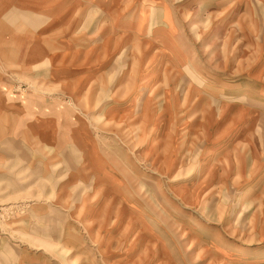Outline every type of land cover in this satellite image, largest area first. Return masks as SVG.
<instances>
[{
	"label": "rangeland",
	"instance_id": "1",
	"mask_svg": "<svg viewBox=\"0 0 264 264\" xmlns=\"http://www.w3.org/2000/svg\"><path fill=\"white\" fill-rule=\"evenodd\" d=\"M201 2L60 23L61 60L15 64L71 84L5 75L64 149L0 153V264H264V0Z\"/></svg>",
	"mask_w": 264,
	"mask_h": 264
},
{
	"label": "crops",
	"instance_id": "2",
	"mask_svg": "<svg viewBox=\"0 0 264 264\" xmlns=\"http://www.w3.org/2000/svg\"><path fill=\"white\" fill-rule=\"evenodd\" d=\"M201 1L187 0V2H191L188 5L197 4L198 6L203 5ZM206 1H211V3H208V9H210L223 5L229 0ZM116 5L123 8V14H114ZM129 6L130 0H0V153L3 150L11 149L29 151L35 147L36 142L44 147L45 145L50 146L55 150L64 149V140L62 138L59 140L60 135L58 134L57 137L53 128L48 124L46 126L42 122H38L39 119L45 120L42 111L34 112L27 109L25 115L21 116L18 110L12 108L10 101L6 100V91L8 92L6 88H10V84L5 75L8 73H25L26 75L23 76H32L30 78L38 82L42 80L41 85H45L47 84L45 74L49 73L56 76L54 80L57 82L62 80L71 84L72 78L69 75L65 76V72L68 70L63 68L56 67L49 70L48 68L51 66L45 64L41 69H39V66L36 67L38 70L27 68L23 72L15 64L20 63L23 59L22 56L28 64L38 62L35 65L43 64L46 58L49 61L51 59L61 60V57L56 58L55 55L58 52L66 53L63 52V48L60 46L61 38L58 34V24L60 23L67 24L76 21L94 24L88 26L91 27L93 33L96 31L98 23H110L107 28V35L103 37L106 39L114 34L115 23L117 22L121 24L117 31L126 34L128 27L125 28L124 25H129L131 16L130 9H127L126 12L124 10ZM71 8H74V13H72ZM98 10L100 14L95 12ZM151 21H154V19ZM146 22L140 16L137 21V29H147L148 22L145 26ZM170 38L176 39L173 34H170ZM65 45L67 50L72 49L69 43H65ZM90 53H95V50ZM97 54H100V52ZM4 63L7 65L4 66ZM49 85L58 84L53 81ZM35 137H37V141L34 139Z\"/></svg>",
	"mask_w": 264,
	"mask_h": 264
}]
</instances>
